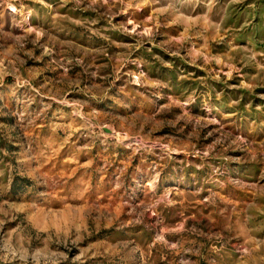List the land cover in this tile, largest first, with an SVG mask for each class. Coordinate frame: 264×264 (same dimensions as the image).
<instances>
[{
    "label": "rangeland",
    "instance_id": "obj_1",
    "mask_svg": "<svg viewBox=\"0 0 264 264\" xmlns=\"http://www.w3.org/2000/svg\"><path fill=\"white\" fill-rule=\"evenodd\" d=\"M0 264H264V0H0Z\"/></svg>",
    "mask_w": 264,
    "mask_h": 264
}]
</instances>
